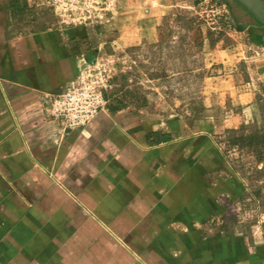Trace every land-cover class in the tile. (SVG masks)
Segmentation results:
<instances>
[{
	"label": "crops",
	"instance_id": "obj_1",
	"mask_svg": "<svg viewBox=\"0 0 264 264\" xmlns=\"http://www.w3.org/2000/svg\"><path fill=\"white\" fill-rule=\"evenodd\" d=\"M9 1L0 0V264H264L260 226L250 237L206 228L226 214L222 197L246 191L226 179L218 151L187 160L188 141L154 117L140 124L104 108L65 131L48 116L49 96L82 63L58 29L10 36ZM230 1L241 20L249 16ZM224 122L225 131L243 121Z\"/></svg>",
	"mask_w": 264,
	"mask_h": 264
},
{
	"label": "rangeland",
	"instance_id": "obj_2",
	"mask_svg": "<svg viewBox=\"0 0 264 264\" xmlns=\"http://www.w3.org/2000/svg\"><path fill=\"white\" fill-rule=\"evenodd\" d=\"M106 1L104 11L90 2L92 17L87 24H73L62 20L71 22L79 12H67L62 19L50 0H36L44 2L39 6L34 0H21L29 9L22 16L10 13L8 34L58 29L69 55L81 61L80 72L88 70L93 79L102 74L108 91L116 88L110 83L113 77L130 73L129 84L141 87L148 103L145 107L132 103L118 113L140 124L154 117L160 127L178 132L181 141H188L181 147L187 160L199 149L202 154L218 151L231 168L226 179H238L246 188L235 201L222 197L226 214L206 228L215 235L238 232L249 237L255 226L264 231V151L259 161L250 151L226 147L222 129L231 118L243 121L237 129L264 128V0H253L263 17L254 14L255 18L262 26L241 32L236 24L254 19L236 20L230 0V5L224 0ZM45 18L54 24H39ZM61 29L75 30L65 34ZM162 39L164 53L152 48ZM218 39L211 47L210 42ZM186 66L190 73H184ZM164 71L168 77L151 79L150 74ZM212 177L207 179L212 182Z\"/></svg>",
	"mask_w": 264,
	"mask_h": 264
},
{
	"label": "built area",
	"instance_id": "obj_3",
	"mask_svg": "<svg viewBox=\"0 0 264 264\" xmlns=\"http://www.w3.org/2000/svg\"><path fill=\"white\" fill-rule=\"evenodd\" d=\"M50 2L55 13L62 19L67 16V12H79L81 15L71 19V22L62 20L73 24H87L92 17L91 3L101 5V11L105 10L102 6L107 3L106 0H50ZM106 81L102 74L93 79L88 70L80 72L78 78L69 86L49 96L46 113L58 120L65 131H79L85 128L106 106L104 99V92L108 91Z\"/></svg>",
	"mask_w": 264,
	"mask_h": 264
},
{
	"label": "trees",
	"instance_id": "obj_4",
	"mask_svg": "<svg viewBox=\"0 0 264 264\" xmlns=\"http://www.w3.org/2000/svg\"><path fill=\"white\" fill-rule=\"evenodd\" d=\"M228 5H230L229 0H224ZM237 1V0H235ZM237 3L249 13V16L254 20L252 22L246 20L245 23L255 26H260L259 22L256 20L255 15L251 13L248 8L243 6L240 2ZM11 12L18 16L24 15L28 11V6L26 4H21V0H12L10 6ZM232 9V8H231ZM48 11V10H45ZM233 16L239 22H242L240 17L237 16L236 13L233 12ZM39 24H54L53 21L46 20L39 22ZM49 27L43 29L41 31L48 30ZM239 32L243 29L241 27L237 28ZM220 40L211 41L210 46L213 47ZM152 48L159 50L161 53H164L166 49L165 40L162 39L161 43L158 46H153ZM154 54L156 52H153ZM186 62V61H185ZM188 65V64H186ZM192 70L186 66L184 73H190ZM166 72H162L160 74L152 73L150 74L151 79H157L160 76L163 78L168 77ZM180 73V72H178ZM160 75V76H159ZM129 76L130 73L121 74L119 76L113 77L110 81L111 85H115L116 88L112 90L104 92V99L106 101L105 109L110 114L114 115L129 107L130 104L136 105V107H145L147 106V99L145 93L142 92L141 87H138L136 84H129ZM224 143L227 145L226 147L230 149H238V150H247L248 152L252 153L257 160H261V155L264 151V128L260 130L250 131L247 132L244 129H227L225 130V141Z\"/></svg>",
	"mask_w": 264,
	"mask_h": 264
},
{
	"label": "water",
	"instance_id": "obj_5",
	"mask_svg": "<svg viewBox=\"0 0 264 264\" xmlns=\"http://www.w3.org/2000/svg\"><path fill=\"white\" fill-rule=\"evenodd\" d=\"M244 6H246L253 14H255L256 16L263 18L257 8H256V4L253 0H239ZM246 27V26H245ZM247 28V27H246Z\"/></svg>",
	"mask_w": 264,
	"mask_h": 264
}]
</instances>
